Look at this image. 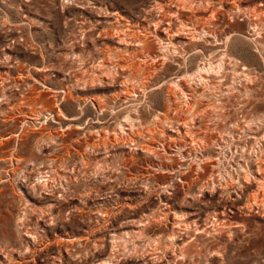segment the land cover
<instances>
[{"label": "rangeland", "instance_id": "374dc122", "mask_svg": "<svg viewBox=\"0 0 264 264\" xmlns=\"http://www.w3.org/2000/svg\"><path fill=\"white\" fill-rule=\"evenodd\" d=\"M165 13L181 58L102 66ZM263 135L264 0H0V264H264L261 199L209 184Z\"/></svg>", "mask_w": 264, "mask_h": 264}, {"label": "bare ground", "instance_id": "6f19581e", "mask_svg": "<svg viewBox=\"0 0 264 264\" xmlns=\"http://www.w3.org/2000/svg\"><path fill=\"white\" fill-rule=\"evenodd\" d=\"M172 1V0H171ZM242 2V1H241ZM173 3V2H172ZM171 3V4H172ZM178 4L175 5V10H169V12H178L180 11L182 8L187 6V3L185 2H177ZM236 3V2H235ZM208 4V3H207ZM211 4V2H210ZM159 5V4H158ZM197 5V4H196ZM172 6V5H169ZM168 5L165 7H169ZM162 7V6H161ZM164 7V9H165ZM202 7V6H201ZM155 8V7H154ZM160 8V7H159ZM170 8V7H169ZM203 8V7H202ZM240 8V7H239ZM162 9V8H161ZM163 9V10H164ZM256 11V10H255ZM163 12V11H162ZM167 12V11H165ZM181 12V11H180ZM191 12V11H190ZM193 12V11H192ZM249 13V12H248ZM262 13V12H261ZM177 14V13H176ZM161 15V14H160ZM166 13L161 15L162 17L160 19H158L152 26L148 25L146 27H144L145 29H147V33L145 35H141L138 32V28H139V24H137L136 26H132V25H121L122 27H120L117 31H115V33L109 32V31H105L104 34H106L107 36L110 37V39H115L117 38L118 40L116 41V45L114 47H108L107 51L110 52L111 54H115L116 59L115 61H113L114 57L112 58L113 60L111 61H103L102 66H107L108 68H114L117 70H122L125 69H129L130 71L131 68L137 70H140L139 73L137 71L138 74H140L141 69H144L146 67V65H144L142 63V61L144 60H152V63L154 61H162V63H166L165 60H167L168 58H170L171 56H177L178 54L180 55V51H182V49L186 48L187 46H192L194 43L192 42L193 38L196 35V30H193V32H191L190 35V40L188 41H184V42H179L177 41V36H180L178 31V27L176 28L171 21H167L166 19ZM172 15V14H171ZM170 15V16H171ZM230 15V14H229ZM240 17V16H239ZM257 17V16H256ZM169 18V17H167ZM172 18V16H171ZM174 18V17H173ZM152 19V18H151ZM170 19V18H169ZM202 19V18H201ZM212 19V18H211ZM233 19V18H232ZM208 20V19H207ZM218 21V20H217ZM128 24H131L130 22H128ZM211 22H206L202 25V27H199L202 30L207 31V34L209 35H214L216 34V31L212 28L211 26ZM198 28V29H199ZM192 29V28H191ZM146 31V30H145ZM196 31V32H195ZM171 33H173L174 35H172ZM198 34V33H197ZM201 34V32H200ZM153 38H152V37ZM108 37V38H109ZM211 37V36H210ZM233 37V36H232ZM131 39H134L136 42L135 44L138 46L134 49H130L129 48V44L131 43ZM220 44V43H219ZM218 44V45H219ZM131 45V44H130ZM193 47V46H192ZM190 47V48H192ZM185 53V51H184ZM110 54V55H111ZM174 54V55H171ZM176 54V55H175ZM183 54V52H182ZM181 54V55H182ZM178 55L179 58H181ZM186 55V54H185ZM211 56V55H210ZM110 58V57H107ZM110 58V59H111ZM173 59V58H172ZM221 59V58H220ZM178 60V59H177ZM213 61V60H212ZM218 61V60H217ZM150 62V61H149ZM155 62V63H157ZM169 62V61H168ZM220 62V61H219ZM224 62V61H222ZM146 63V62H145ZM151 63V62H150ZM151 63V64H152ZM153 63V65L155 64ZM207 63V62H206ZM149 65V63H147ZM150 64V65H151ZM162 64V65H164ZM219 65V64H218ZM160 66V65H159ZM165 66V65H164ZM154 67V66H152ZM212 67V66H211ZM103 68V67H102ZM101 65H100V69ZM151 68V67H150ZM203 69V67H201ZM107 69V68H106ZM123 71H126V70ZM148 69V68H147ZM199 69V68H198ZM109 70V69H107ZM134 70V71H135ZM145 70V69H144ZM201 70V69H200ZM198 70V71H200ZM204 70V69H203ZM110 71V70H109ZM108 71V72H109ZM113 71V70H112ZM133 71V72H134ZM147 72V71H146ZM114 73V72H112ZM132 73V72H131ZM201 73V72H200ZM130 74V73H129ZM134 75V73H132ZM136 74V73H135ZM204 74V73H203ZM98 75V74H97ZM96 75V76H97ZM122 75V74H121ZM137 75V74H136ZM205 75V74H204ZM112 76V75H111ZM118 76V75H117ZM132 75H130L131 77ZM139 76V75H137ZM154 76V75H153ZM98 77V76H97ZM147 77V76H146ZM135 78H137L135 76ZM116 79V78H115ZM144 79V78H143ZM184 79V78H183ZM193 79V78H191ZM206 79V78H205ZM135 80V79H133ZM148 81V80H147ZM186 81V80H185ZM140 82L142 83V87H146V83L143 80H140ZM208 82V81H207ZM211 82V81H210ZM125 85V90L127 92H136V86L130 85V82L128 81H124L122 82ZM139 84V82H137ZM149 83V82H148ZM179 86H181V89L183 91H185L187 89V83L184 82V80L180 79L179 81ZM215 84V83H214ZM194 85V84H193ZM213 85V84H212ZM211 85V86H212ZM130 86V87H129ZM140 86V85H139ZM176 86V85H175ZM189 87V86H188ZM203 87V86H202ZM219 87V86H218ZM221 88V87H219ZM172 90V89H171ZM189 90V89H188ZM197 90V89H196ZM187 91V90H186ZM119 93V92H118ZM144 93V92H143ZM132 94V93H130ZM135 94V93H134ZM174 94V93H173ZM185 94V93H184ZM131 96V95H130ZM182 96V95H181ZM182 102V101H181ZM198 102V101H197ZM191 103V102H190ZM184 104V102H182L181 104H179V109L177 110H184L186 108H188L189 104ZM194 105V104H193ZM203 107V106H202ZM241 108V107H240ZM253 109V108H252ZM187 110V109H186ZM192 110V109H191ZM195 110V109H193ZM188 111V110H187ZM185 111V112H187ZM190 111V109H189ZM242 111V110H241ZM182 112V111H181ZM194 112V111H193ZM206 112V111H205ZM221 114V113H220ZM243 114V113H242ZM168 116V115H167ZM247 116V115H246ZM243 117V116H242ZM257 119V118H256ZM131 120V119H130ZM128 121V120H127ZM244 121V120H243ZM261 122V121H260ZM186 123V122H185ZM182 126H180L178 128V131L181 132L180 129L183 128V130H185L186 133H183L184 135H189L192 133V129L190 130L189 127H187L185 124H181ZM250 125V122L248 120H246L245 123H243V127H246L248 129ZM259 126V125H258ZM131 127V126H130ZM182 127V128H181ZM237 127V126H236ZM239 127V126H238ZM189 128V129H188ZM235 128V127H234ZM242 129V127H241ZM136 130V129H135ZM182 130V132H183ZM244 130V128H243ZM173 131V130H172ZM177 132V131H175ZM207 132V131H206ZM230 132V131H229ZM127 133V132H126ZM189 133V134H188ZM195 133V132H193ZM134 134V133H133ZM179 134V133H177ZM221 135V134H220ZM131 136V134H130ZM129 136V138H130ZM233 136V135H232ZM136 137V136H135ZM134 137V138H135ZM212 137V136H211ZM221 137V136H219ZM132 138V137H131ZM263 141H264V135L262 136ZM175 139V138H174ZM256 139V138H255ZM104 140V139H103ZM107 140V139H106ZM134 140V139H133ZM180 141V140H179ZM218 142V141H217ZM260 143V142H259ZM212 144V143H211ZM217 144V143H216ZM186 145V144H185ZM238 146V145H237ZM258 146V145H257ZM147 148L153 149L152 143L151 144H146ZM184 147V146H183ZM263 146H260L259 150L260 152L257 154L255 160H248V163L243 166L241 163H239V167L236 169V171L231 174L229 173V175L227 176L228 178L225 179V182L221 183L218 179L217 176L212 177L211 180L209 181V184L212 185L213 189L215 190V188H220L221 192L226 194L227 196H230L235 193H242L244 192V190H251V197H250V207L254 206L253 204H258L257 200L261 199V203L262 206L264 207V149ZM138 148V147H137ZM251 148V147H250ZM205 149V148H204ZM152 151V150H151ZM245 151V150H244ZM159 154V153H158ZM247 154V153H246ZM255 157V156H254ZM197 158V157H196ZM213 159V158H212ZM11 160V159H10ZM18 160V159H17ZM211 160V159H210ZM195 161V160H194ZM212 162V161H211ZM238 162V161H237ZM224 165V164H223ZM193 167V166H192ZM217 170V169H216ZM215 170V171H216ZM227 174V173H226ZM223 178V177H222ZM222 180V179H221ZM207 187V186H206ZM202 188V187H201ZM253 189H255L253 191ZM211 191V190H210ZM245 191V192H246ZM260 203V205H261ZM249 206V205H248ZM246 208V207H245ZM164 215L167 217V214L165 212H163ZM162 213V214H163ZM161 215V214H160ZM23 220V219H21ZM179 222H185V221H179ZM186 223V222H185ZM175 224V223H174ZM187 227V226H186ZM27 231V230H26ZM28 233V231H27ZM174 235V234H173ZM29 260L24 258V264H28Z\"/></svg>", "mask_w": 264, "mask_h": 264}]
</instances>
